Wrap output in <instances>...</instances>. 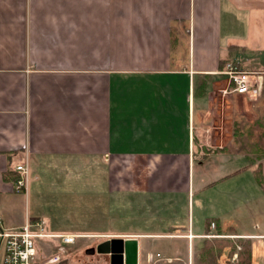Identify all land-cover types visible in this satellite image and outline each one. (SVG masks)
I'll use <instances>...</instances> for the list:
<instances>
[{"label":"crops","instance_id":"1","mask_svg":"<svg viewBox=\"0 0 264 264\" xmlns=\"http://www.w3.org/2000/svg\"><path fill=\"white\" fill-rule=\"evenodd\" d=\"M227 61L264 73V0H0L2 225L43 219L30 216L29 178L38 181L41 169L72 174L74 160L99 170L102 163L97 191L104 200L107 192L125 188L107 162L128 161L137 176L126 198L159 196L171 204L175 194L189 203L191 168L208 156L224 153L250 163L208 182L197 175L201 189L248 167L255 173L253 155L234 146L233 126L245 130L244 144L253 134L262 136L264 94L216 90ZM216 96L224 98L225 112ZM223 113L228 137L215 129ZM217 143L227 151H216L223 148ZM22 163L28 180L16 193L12 177ZM163 171L169 176L161 184L155 178ZM256 212L264 215L261 205ZM43 221L47 228L49 218ZM184 222L169 226L179 234H164L185 243L184 264H205L197 254L209 239L225 244L213 264H234L242 245L250 248L251 264H264V222L241 232L228 230L231 222L218 215L196 227ZM159 234L123 233L137 239L138 254L140 238Z\"/></svg>","mask_w":264,"mask_h":264},{"label":"rangeland","instance_id":"2","mask_svg":"<svg viewBox=\"0 0 264 264\" xmlns=\"http://www.w3.org/2000/svg\"><path fill=\"white\" fill-rule=\"evenodd\" d=\"M247 67L250 68L251 65L248 64ZM217 80H220V84L216 85V90L226 88L231 91L226 76H221ZM263 94L264 89L261 96H250L261 98ZM216 97L221 107L220 111L223 112V109H225L224 98ZM221 118L222 122H219L215 129L219 135L228 137L226 131L229 128V123L226 122L225 113L221 115ZM236 123L239 126H233V133L238 137V140L235 139L236 145L234 144V146L237 150L245 151L244 153L250 152L253 155L252 162L256 165L254 166V172L264 184V127L258 129L262 136H255L253 133H255L256 122H248V125H250L249 133H252L253 136L250 139L251 141L244 144L242 137L245 130L238 122ZM237 141H240V143H237ZM249 142L251 144H247ZM220 146H223V144H215L217 148ZM221 149H223L220 150L221 152L227 151L224 146ZM201 162L200 164L195 161L190 171L189 185L191 191L189 203L187 202L188 198L184 199L182 197L184 195L175 194V196L170 197L175 201L173 204H171V201L169 204L163 198L157 199L159 196L155 198L142 197L140 199L126 198L125 196L128 193L126 188L131 187L132 180L134 181L137 177L132 176L128 161H116V165L113 162L110 166L107 162V167L113 169V179H117V183L125 188L118 189L122 191L112 190L110 195L107 192L105 200L103 199L105 194L97 191L103 183L101 178L102 163H100L99 170L97 165L92 166L91 169L84 168L79 166L81 162L74 160L72 162L74 168H71L73 170L72 174L54 169H41V173L36 174L38 181L35 182L32 176L29 178L28 208L30 216L41 217L42 220H48L49 218L48 227L45 226L47 233L70 235L74 237V242L62 244L58 237L40 239L38 240L40 253L45 258L58 253L62 258L61 264H109L108 255L105 256L96 252L87 254L86 249L95 248L97 244L113 237L126 238L127 236L123 235L124 232L141 230L145 233L161 234L159 236L145 235L144 238H140L141 247L137 264H184L179 256H183L185 243L181 239L166 238L164 236L168 232L169 235L179 234L175 232L176 229L173 230L169 227L173 225L172 223H185V220L187 223L188 219L190 220V227L192 223L193 227H196L203 218L218 215L221 220L231 222L226 226L228 230L249 231L255 228L254 224L258 222V219H260L258 223L262 225L264 215L258 214L256 210L260 205L264 209V204H262V200L264 203V190L257 183L251 167L220 179L215 185L206 189H201L196 183L197 175L208 176L205 179V182H208L220 178L241 166H246L250 161L231 159L223 153L208 156ZM173 167H178V164ZM81 168L82 172L79 171ZM116 173L117 175H114ZM151 173V170L147 173V179ZM168 176L169 174L163 171L155 180L163 184ZM158 194V192H155L154 196ZM261 196H263V199ZM20 207L23 206L20 205ZM210 220L214 223V219H208V221ZM208 226H211L212 233H217L216 225L207 223ZM221 243V241L211 239L206 242L205 240L201 241V248L199 246L197 254L198 261L205 264L215 263L216 257L225 252L222 251L223 247L221 246L225 244ZM237 248L239 249V247ZM233 249H236L235 245L231 250ZM248 251V246L242 245L238 251L241 256L237 257L234 264H247ZM195 258H197L196 255L190 254L189 260L195 261Z\"/></svg>","mask_w":264,"mask_h":264},{"label":"built area","instance_id":"3","mask_svg":"<svg viewBox=\"0 0 264 264\" xmlns=\"http://www.w3.org/2000/svg\"><path fill=\"white\" fill-rule=\"evenodd\" d=\"M220 74L226 76L232 92L254 97L261 96L263 92L264 73L244 70L237 61H227ZM15 171L19 177L13 190L20 193L26 189V164L17 165ZM51 237L60 238L62 244L74 242L73 236L47 233L42 219H27L19 227H5L0 219V264H61L62 258L58 253L48 258L40 253L38 240Z\"/></svg>","mask_w":264,"mask_h":264},{"label":"water","instance_id":"4","mask_svg":"<svg viewBox=\"0 0 264 264\" xmlns=\"http://www.w3.org/2000/svg\"><path fill=\"white\" fill-rule=\"evenodd\" d=\"M105 254L109 256V264H137V239L113 237L105 240L95 248L86 249L87 254Z\"/></svg>","mask_w":264,"mask_h":264},{"label":"trees","instance_id":"5","mask_svg":"<svg viewBox=\"0 0 264 264\" xmlns=\"http://www.w3.org/2000/svg\"><path fill=\"white\" fill-rule=\"evenodd\" d=\"M225 65V64H224ZM224 68V67H223ZM220 150H222V149H216V151H220ZM17 175L16 176H14V177H12V180H16V178H17V176H18V173H16ZM255 174V179H256V181H257V183L261 186V188L264 190V184L262 183V180H261V178H259V176L258 175H256V173H254ZM173 230H175V228H173ZM205 242H206V240H205ZM222 244V243H221ZM218 246V245H217ZM222 246V245H221ZM221 246H219V247H221ZM244 246V245H243ZM249 248V247H248ZM239 256H241L240 255V253H238L237 254V257H239ZM247 264H251V254H250V248H249V251H248V255H247Z\"/></svg>","mask_w":264,"mask_h":264},{"label":"bare ground","instance_id":"6","mask_svg":"<svg viewBox=\"0 0 264 264\" xmlns=\"http://www.w3.org/2000/svg\"><path fill=\"white\" fill-rule=\"evenodd\" d=\"M27 180H28V176H27ZM27 180H26V184H27Z\"/></svg>","mask_w":264,"mask_h":264},{"label":"flooded vegetation","instance_id":"7","mask_svg":"<svg viewBox=\"0 0 264 264\" xmlns=\"http://www.w3.org/2000/svg\"><path fill=\"white\" fill-rule=\"evenodd\" d=\"M105 241V240H104ZM103 242V241H102ZM97 246V245H96ZM102 255H105V254H102ZM105 256H107V255H105Z\"/></svg>","mask_w":264,"mask_h":264}]
</instances>
